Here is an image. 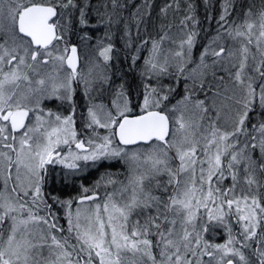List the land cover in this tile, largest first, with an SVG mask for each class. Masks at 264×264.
<instances>
[{
  "label": "snow or ice",
  "instance_id": "6c2138e0",
  "mask_svg": "<svg viewBox=\"0 0 264 264\" xmlns=\"http://www.w3.org/2000/svg\"><path fill=\"white\" fill-rule=\"evenodd\" d=\"M0 264H264V0H0Z\"/></svg>",
  "mask_w": 264,
  "mask_h": 264
}]
</instances>
